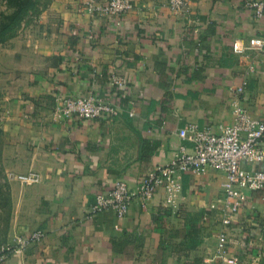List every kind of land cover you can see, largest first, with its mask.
Returning a JSON list of instances; mask_svg holds the SVG:
<instances>
[{
  "label": "crops",
  "instance_id": "crops-1",
  "mask_svg": "<svg viewBox=\"0 0 264 264\" xmlns=\"http://www.w3.org/2000/svg\"><path fill=\"white\" fill-rule=\"evenodd\" d=\"M246 1L190 0L182 14L168 0H132L129 12L101 16L86 12L85 0H52L0 44L3 170L41 175L32 185L9 180L8 237L46 231L1 264H223L221 229L239 264H264V187L242 190L236 218L224 227L217 169L178 171L175 205L164 204L159 188L145 204L136 197L122 218L110 208L92 211L96 194L117 179L135 190L180 146L191 150L178 134L186 124L230 123V87L243 79L242 104L264 117V45H254L264 37V15L255 18ZM112 71L124 88L110 84ZM68 95H94L120 110L57 116L56 97ZM242 165L264 170V158Z\"/></svg>",
  "mask_w": 264,
  "mask_h": 264
},
{
  "label": "built area",
  "instance_id": "built-area-1",
  "mask_svg": "<svg viewBox=\"0 0 264 264\" xmlns=\"http://www.w3.org/2000/svg\"><path fill=\"white\" fill-rule=\"evenodd\" d=\"M189 3L190 0H168L171 10L182 14L188 12ZM246 7L253 12L255 18L263 17L264 0H247ZM83 9L89 14L120 16L133 9V3L132 0H85ZM254 45L261 48L264 37H257ZM233 48L235 51H242L236 42ZM253 69L254 66L250 64L249 70ZM110 84L121 89L126 82L121 74L112 71ZM246 85L247 80L243 79L239 84L230 87V123L219 124L217 130L208 125L199 128L195 123L186 124L179 129L178 134L192 143L191 150L180 146L171 162L149 171L135 190L126 181L117 179L108 193L96 194L92 211L110 208L118 218H122L128 213L136 197L145 204L159 188L164 190V204L175 205L176 196L181 191V184L176 179L178 171L203 174L208 168H213L224 173L221 223L224 227L230 225L245 199L242 190L264 187V170L247 169L242 165V162H256L264 158V150L259 147V143L264 141V117H253L242 104ZM55 103L54 113L60 117L75 115L96 119L106 115L115 116L120 110L115 104L94 95L57 96ZM7 176L24 185H32L41 180L40 173L32 169L20 173L9 172ZM45 235V230L37 229L1 244L0 264L15 250L41 241ZM216 252L223 264H239L237 254L230 252L226 229H221L217 235Z\"/></svg>",
  "mask_w": 264,
  "mask_h": 264
},
{
  "label": "trees",
  "instance_id": "trees-1",
  "mask_svg": "<svg viewBox=\"0 0 264 264\" xmlns=\"http://www.w3.org/2000/svg\"><path fill=\"white\" fill-rule=\"evenodd\" d=\"M6 0L9 12H2L0 17V44L6 42L7 40L14 37L20 26L22 25L25 17L31 15H39L40 12L47 6L50 0ZM2 130L0 129V169H2L1 155H2ZM3 186L6 190L3 191ZM0 199L3 201V207L6 206L3 220L5 221L6 228H8V223L11 214V196L8 183H2L0 185ZM2 205V203H0ZM1 218V215H0ZM6 232V231H5Z\"/></svg>",
  "mask_w": 264,
  "mask_h": 264
},
{
  "label": "rangeland",
  "instance_id": "rangeland-1",
  "mask_svg": "<svg viewBox=\"0 0 264 264\" xmlns=\"http://www.w3.org/2000/svg\"><path fill=\"white\" fill-rule=\"evenodd\" d=\"M44 0H40L39 2H42ZM52 0H50V2L47 4V6L51 3ZM46 6V7H47ZM45 7V8H46ZM44 8V9H45ZM10 8L8 7L6 0H0V17H1V13L2 12H9ZM37 15H31V16H27L25 17V21L23 20L22 25L20 26V28L18 29V32L20 31V29L22 28L23 24L26 22H29L31 20H33ZM17 32V33H18ZM8 41V40H7ZM5 43V42H4ZM2 139V143H3V137H1ZM1 164H2V159H1ZM2 166V165H1ZM9 180L10 179L7 174L4 172L3 170V166L2 169H0V185L3 183H8L9 185ZM10 189V187H9ZM6 190L3 186V191ZM3 194V192L0 193V195ZM0 203H2V205H0V245L6 243L8 240H12L8 237V231H9V223H8V228H6V224L5 221L3 220V215L5 213V210L7 209L6 206L3 207V201L0 199ZM6 231V232H5Z\"/></svg>",
  "mask_w": 264,
  "mask_h": 264
}]
</instances>
